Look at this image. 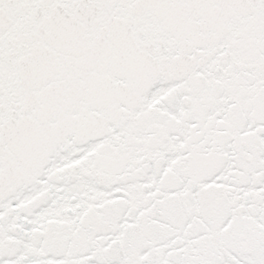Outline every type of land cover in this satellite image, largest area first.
<instances>
[{
	"label": "snow or ice",
	"instance_id": "6c2138e0",
	"mask_svg": "<svg viewBox=\"0 0 264 264\" xmlns=\"http://www.w3.org/2000/svg\"><path fill=\"white\" fill-rule=\"evenodd\" d=\"M0 264H264V0H0Z\"/></svg>",
	"mask_w": 264,
	"mask_h": 264
}]
</instances>
